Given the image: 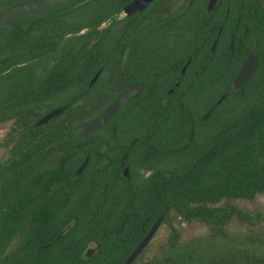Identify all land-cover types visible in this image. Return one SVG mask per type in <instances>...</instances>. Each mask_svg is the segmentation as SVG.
Listing matches in <instances>:
<instances>
[{
    "label": "trees",
    "instance_id": "obj_1",
    "mask_svg": "<svg viewBox=\"0 0 264 264\" xmlns=\"http://www.w3.org/2000/svg\"><path fill=\"white\" fill-rule=\"evenodd\" d=\"M37 1L0 0V13ZM207 4L182 6L173 22L117 23L114 0H71L0 28V126L12 124L1 144L0 264H122L116 246L131 251L161 216L167 241L133 264H264V247H234L224 234L247 214L218 208L264 196V1ZM253 46L258 67L234 93ZM136 84L143 91L104 127L72 133ZM193 222L219 243L181 242L174 225Z\"/></svg>",
    "mask_w": 264,
    "mask_h": 264
},
{
    "label": "water",
    "instance_id": "obj_2",
    "mask_svg": "<svg viewBox=\"0 0 264 264\" xmlns=\"http://www.w3.org/2000/svg\"><path fill=\"white\" fill-rule=\"evenodd\" d=\"M71 0H40L31 4H27L24 6L16 7L14 9H11L8 12L0 13V28L9 26L8 22L26 17L32 14H36L54 7H57L59 5L65 4ZM154 0H136L132 4H130L127 8L124 9V11L127 14H131L135 11H141L143 10L150 2ZM194 0L190 1V4L193 3ZM264 1V0H262ZM219 0H209L208 6H207V12L211 13L213 9L218 4ZM216 44L214 43L212 52H214ZM233 48V44H231V50ZM190 60L186 63L184 66L182 73L185 72L187 69V66L189 64ZM258 67V56L256 54L255 47L251 50L250 54L246 58V60L243 62V64L240 66L236 74L234 75V78L231 83V88L234 93H237L241 90V88L247 83V81L252 77V75L255 73L256 69ZM102 69H100L96 75L93 77V79L90 81L89 86H92L97 79L100 76ZM144 87L142 85H133L129 86L127 88H124L119 92V94L116 96V98L109 104V106L97 117L94 119H91L90 121L76 127L73 129L72 133L76 134L77 136H84L89 133L98 131L102 127H104L114 116V114L131 98L138 95ZM226 96H222L219 100L218 104H220ZM65 109H56L42 117L35 125L36 128L41 127L47 123H49L52 119L58 117L64 112ZM210 113L205 115V117L202 119L204 122ZM88 164V158L85 160L83 165L76 171V174L74 177H79L84 169L86 168ZM124 164V162H123ZM128 172L129 169L125 168L123 170L124 177L128 178ZM163 221V216H161L151 227L150 231L147 233V235L141 240V242L137 245V247L134 249V251L131 253V255L122 263V264H133L136 258L141 254V252L151 243L153 238L155 237L156 233L158 232L159 228L161 227ZM64 231L62 232V234ZM61 234V235H62ZM60 235V236H61ZM59 236V237H60ZM94 251L90 250L87 253L88 257H91L93 255Z\"/></svg>",
    "mask_w": 264,
    "mask_h": 264
},
{
    "label": "rangeland",
    "instance_id": "obj_3",
    "mask_svg": "<svg viewBox=\"0 0 264 264\" xmlns=\"http://www.w3.org/2000/svg\"><path fill=\"white\" fill-rule=\"evenodd\" d=\"M11 123L0 126V161L6 158L7 152L1 144L5 135L10 131ZM236 206L244 211L249 220L243 222L235 220L224 231L228 241L234 247L246 248L249 246L264 247V196L258 195L253 200L238 199L234 202H222L218 208L227 209ZM181 234V242L196 246L215 245L219 243L215 231L203 223H182L174 225ZM170 235V227L162 226L159 228L153 242L147 249V258L155 256L160 247H163Z\"/></svg>",
    "mask_w": 264,
    "mask_h": 264
},
{
    "label": "flooded vegetation",
    "instance_id": "obj_4",
    "mask_svg": "<svg viewBox=\"0 0 264 264\" xmlns=\"http://www.w3.org/2000/svg\"><path fill=\"white\" fill-rule=\"evenodd\" d=\"M117 4V6L121 9L120 12H116L113 14L112 16V20L114 22H117V23H121L123 21H128L130 20V22H137V21H151V20H155L156 17H164L166 18L167 20H170V21H176L178 19V15H179V12H180V8L182 6H185L183 11H185L186 9H188L192 4H190V1L191 0H163V1H159V0H154L152 2H150L143 10L141 11H135L131 14H127L124 9L127 8L130 4H132L133 2H135L136 0H114ZM195 1V0H194ZM193 1V2H194ZM209 2V0H208ZM208 6V4H207ZM216 44V43H215ZM233 44V42L231 43ZM214 45V44H213ZM255 47V50H256V46H253ZM213 49V47H212ZM212 49H211V52H212ZM233 49V48H232ZM253 49V48H252ZM215 50V49H214ZM230 50H231V45H230ZM130 51V50H129ZM213 53V52H212ZM257 54V53H256ZM190 60V59H189ZM188 60V61H189ZM246 60V59H245ZM187 61V62H188ZM190 63V62H189ZM186 65V64H185ZM189 65V64H188ZM184 68V67H183ZM188 68V66H187ZM183 70V69H182ZM187 70V69H186ZM185 70V72H186ZM184 72V73H185ZM182 73V74H184ZM95 84V83H94ZM93 84V85H94ZM92 85V86H93ZM136 85H140V84H136ZM130 86H133V85H130ZM143 86V85H142ZM178 86V83H176L175 87ZM91 87V86H90ZM129 87V86H128ZM144 87V86H143ZM127 88V87H126ZM123 90V89H122ZM143 91V90H142ZM141 91V92H142ZM140 92V93H141ZM173 92V90H170L168 92V94H171ZM139 93V94H140ZM119 94V92L116 94V96ZM115 96V98H116ZM137 96V95H136ZM134 96V97H136ZM133 97V98H134ZM114 98V99H115ZM131 98V99H133ZM113 99V100H114ZM130 99V100H131ZM129 100V101H130ZM128 103V102H127ZM117 232V231H115ZM119 233H115L113 234L114 237H118ZM144 238V237H143ZM154 240V239H153ZM153 240L151 241V243L153 242ZM141 242V241H140ZM138 242L134 248L131 250V251H128L127 250V244H120V245H117V250L114 252V257H113V260L117 261V262H121L123 261V258L125 256V254L128 253V257L131 255V253L134 251V249L137 247V245L140 243ZM150 243V244H151ZM149 244V245H150ZM148 245V246H149ZM148 246L141 252V254L136 258V260L134 262L136 263H144L147 261V248ZM98 249L97 246H93L92 250L94 251V253L96 252V250ZM93 253V254H94ZM158 253V252H157ZM127 257V258H128Z\"/></svg>",
    "mask_w": 264,
    "mask_h": 264
}]
</instances>
